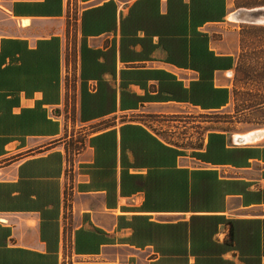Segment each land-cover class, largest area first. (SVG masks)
Listing matches in <instances>:
<instances>
[{"label": "crops", "instance_id": "1", "mask_svg": "<svg viewBox=\"0 0 264 264\" xmlns=\"http://www.w3.org/2000/svg\"><path fill=\"white\" fill-rule=\"evenodd\" d=\"M260 9L0 0V95L26 112L0 119V264H264V136L212 129L184 146L145 120L263 108L244 88L249 66L264 69L246 45ZM72 127L85 134L73 153Z\"/></svg>", "mask_w": 264, "mask_h": 264}, {"label": "rangeland", "instance_id": "2", "mask_svg": "<svg viewBox=\"0 0 264 264\" xmlns=\"http://www.w3.org/2000/svg\"><path fill=\"white\" fill-rule=\"evenodd\" d=\"M263 2V0H253V2ZM72 18L69 20V24H76L77 20V10H73L72 14L70 13ZM75 29V26L73 30ZM250 41L247 42L248 52L252 50V48L262 47L260 50H264V27H259L256 29H251ZM74 40V39H73ZM74 48V46H73ZM256 52V51H255ZM258 52V51H257ZM264 53L261 52L260 54ZM68 71V70H67ZM248 76L244 88H249L252 91V94H256V98L254 97V104L259 102H264V69L260 66L256 67L252 65L248 67L247 70ZM71 79L67 78V81ZM73 80V79H72ZM71 80V81H72ZM253 85V86H252ZM256 90H260L256 92ZM240 96V99L244 100L250 99L252 96L250 91ZM249 106L245 103H241L236 106L234 111L225 110L218 112H210L204 113L196 111L190 107L186 108H178L176 113L169 114H150L145 119L146 123L158 134L162 135L164 138L171 142H177L178 144H182L184 146L190 145H199L200 139L208 130L212 129H228L237 131L235 134L240 133H248L257 129H262V126H257L259 124L264 125V107L259 110L250 111L248 113H242L241 110ZM87 128H83L85 130ZM77 134L75 137L74 134ZM89 132V131H88ZM66 141V147L70 149L73 153L74 150L79 148V141L84 139L85 134L82 132V129L78 128L75 130L72 127L66 133V137L69 136ZM57 144H54L55 146ZM243 145V144H241Z\"/></svg>", "mask_w": 264, "mask_h": 264}, {"label": "trees", "instance_id": "3", "mask_svg": "<svg viewBox=\"0 0 264 264\" xmlns=\"http://www.w3.org/2000/svg\"><path fill=\"white\" fill-rule=\"evenodd\" d=\"M2 59L0 58V68H1V65H2ZM0 100L3 102V104L5 105V109H2L0 110V112L2 113L1 116H0V119L3 117V116H6L8 117L7 119L4 120V122H8L10 123L11 122V118H19L20 120H23V118H26L25 116V113H23L22 115L20 116H15L12 114V107L14 106H17L19 105V99H18V96H9V95H0ZM14 123L15 122H20L19 120H12ZM0 131H2V129H0ZM0 135H3L1 132H0ZM6 141V140H4ZM204 158H207L206 155H202V154H198Z\"/></svg>", "mask_w": 264, "mask_h": 264}, {"label": "water", "instance_id": "4", "mask_svg": "<svg viewBox=\"0 0 264 264\" xmlns=\"http://www.w3.org/2000/svg\"><path fill=\"white\" fill-rule=\"evenodd\" d=\"M252 15L264 14V9L254 10L249 12ZM264 136V130L257 129L246 134H236L233 141L238 144H248L261 139Z\"/></svg>", "mask_w": 264, "mask_h": 264}, {"label": "built area", "instance_id": "5", "mask_svg": "<svg viewBox=\"0 0 264 264\" xmlns=\"http://www.w3.org/2000/svg\"><path fill=\"white\" fill-rule=\"evenodd\" d=\"M67 76H68L69 78H71V77H72V74H71L70 72H68ZM68 197H70V195H69Z\"/></svg>", "mask_w": 264, "mask_h": 264}, {"label": "bare ground", "instance_id": "6", "mask_svg": "<svg viewBox=\"0 0 264 264\" xmlns=\"http://www.w3.org/2000/svg\"><path fill=\"white\" fill-rule=\"evenodd\" d=\"M234 16V15H233ZM235 17V16H234ZM264 19V18H263ZM257 22H258V20H257Z\"/></svg>", "mask_w": 264, "mask_h": 264}]
</instances>
